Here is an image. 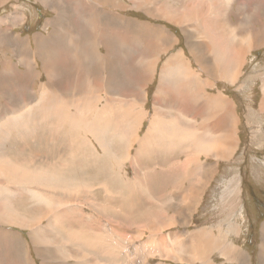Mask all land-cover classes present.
Instances as JSON below:
<instances>
[{"label": "rangeland", "instance_id": "1", "mask_svg": "<svg viewBox=\"0 0 264 264\" xmlns=\"http://www.w3.org/2000/svg\"><path fill=\"white\" fill-rule=\"evenodd\" d=\"M250 1L252 0H232L230 2L232 6H228L222 5L219 0H155V2L152 0H138V3L134 0H0V67L4 65L7 69H13L18 73L29 74V80L24 84L26 85L24 92L27 94L21 95L20 89L16 87L20 78L16 72L15 75L10 73L7 76L8 78L6 77L9 81L4 79L2 83L0 82V87H4V104L8 117H11V113L18 115L23 112L28 114L31 120L38 118L29 111L32 112V107L37 101L34 93L40 85L47 82L44 70L46 58L43 59L42 57L41 59L37 50L39 40L44 38L45 41H48L52 40L54 34H67L68 25H75L76 32L80 35L79 37L84 38V41L87 40L89 29L86 19L108 23L113 19L112 15H115L116 18L113 20H115L116 26L121 22V26L124 28H120L121 36H127L128 38L133 35L136 28L135 25L128 26V21L162 27L170 37L172 36V39L178 42L170 54L172 52L176 53L177 50H183V53L189 59L190 66L197 72L196 79H200L199 81L203 83L206 81L205 76H200V66L192 57L194 55L188 52V48H200L203 42L208 39L204 38L203 31L205 26L209 25L212 44L214 42L215 44L222 43L224 39L231 37L223 35L226 32L225 28L227 30L235 29L237 39L238 37H246L245 40H249L250 31L259 28L258 25L264 24V0H254L252 1L253 4ZM87 2H90L91 5H88ZM189 2L190 5H188ZM211 2H215V4L210 5ZM140 5L147 10L136 9ZM58 11L62 13V18L57 17ZM190 11L195 12L196 17L190 23L183 25L193 31L190 36L185 38L180 26L171 24L167 19L172 13L184 15ZM153 13L161 15L165 13V15L156 18L153 17ZM190 16H193V14ZM223 17L224 19H222ZM228 18L229 20H227ZM126 26L127 29H125ZM239 30L241 31L238 32ZM85 31H87V34ZM8 32L13 34L9 35ZM15 36L21 38L22 43H18ZM96 38L103 40L100 34H97ZM237 39H234L235 47L239 42ZM243 42L245 44V41ZM98 45V53L102 57L105 51H103L101 44ZM124 52L116 51L113 56V59H115L112 64L113 67L111 66L112 76L119 79L121 85L131 83L129 81L132 79L130 75L124 77L129 70L127 61L134 64L137 49L130 47L125 49ZM119 55L125 58H120ZM245 57L246 62L242 76L235 85H229L219 80L214 82V87L209 90L211 95L223 92L224 96L229 97L235 103L238 123L234 131L236 149L233 153L227 155L224 159L198 156L197 161L201 167L205 168L204 170L197 165L188 164L189 158L184 156H181L179 161V165L183 167L180 169L173 168L171 164L174 162V155L171 153V162L170 157L169 160H166L167 156H165L164 162L161 163H164L161 170H164L166 175L164 179V175L159 176V180L155 175L158 170L156 164L159 159L153 156L144 157L140 159V172L146 173L142 182L147 190L151 192V196L145 195L144 192H137L138 196L131 200L122 192V196L97 200L101 206L103 205L108 210L106 216H100L93 209V204L89 203L86 198L83 200L82 197L77 198L76 202L71 201L70 203L69 200L56 197L55 202L59 205L57 210L64 212H57L56 227L60 223L61 227L63 226L72 232L77 230L78 233L83 227L85 232L80 236L95 241L93 249L87 253H80V255L84 254L89 259L87 264H201V262L210 264H238L237 262L241 264H264V250L261 249L264 247V112L260 109L264 97V46L252 49ZM66 58V56H62L60 60L67 61ZM166 58L165 55L161 57L160 66L163 65ZM81 62L84 71L91 68L85 56H82ZM86 64L88 65L85 69ZM101 71L102 75L99 74L98 77L103 85V81H106V75L105 70L102 69ZM79 73H81V69H73V75L79 77L77 82H82L85 86L87 81L82 79L84 76L77 75ZM0 75H4L1 68ZM88 78L94 79L91 75ZM157 79H159V74L155 73L153 81L145 85L144 91L147 94L146 112L153 109V100L159 84ZM77 82H73V78H69V76L64 78L62 76V79L56 82V85L60 84L67 87ZM100 83L97 81L98 85ZM190 83L186 85V88L193 85L192 81ZM121 88L124 90V86H121ZM99 95L100 93H98L96 99L100 107L103 104V96L100 95L99 98ZM33 96L35 97L33 98ZM171 96L173 99L174 95ZM180 98L184 99L183 96H180ZM26 101H28V104L30 103V106L26 105ZM1 102H3V98L0 97ZM13 109L17 112H14ZM4 114V110H0V119ZM55 125L56 123L54 121L52 123L50 119L42 121L40 125L38 124L35 132L12 131L0 138V159L5 160L6 156L15 164L19 163L32 170L38 167H40L38 169L49 168L53 170L50 167H45L47 165L55 166L56 169L64 168L65 163L68 162L76 167L77 165L72 161L73 157L68 156L69 149H67L68 146L65 144V140L58 139ZM45 126H48V128H45ZM146 126L147 123H144L143 128H140V136L145 132ZM51 130H55V132L50 134ZM118 144L119 142H116L114 147L112 145L114 150H120ZM138 150V144H133V147H131L132 154ZM9 151L13 156L8 153ZM13 157L18 158L14 159ZM78 161L80 160L78 159ZM78 161H75L78 165L85 164L82 160L81 164ZM99 163L98 160L97 163L86 164L88 167H85L86 176L84 178L91 185L103 184L102 178H104V175L101 170H104V165L103 163L99 165ZM108 166L111 168L106 163L107 169L105 168V171H108L106 174L109 179L104 183L106 187L115 190L114 187H119L121 179L119 178L120 181L114 178L111 179L109 175H112V172L108 170L110 169ZM114 167L117 168L116 165ZM183 168H187L188 181L184 182V187L172 186L170 181L179 178L183 174ZM208 168L215 172L207 178L206 183L201 184L202 188H200L199 196L193 208L189 211L188 217L181 218L179 214L184 210L181 205L182 196L187 194L186 192L191 184L196 185L199 180H205L203 172ZM71 169L72 173L76 175L75 169ZM131 170L133 171V167L129 164L127 174L130 175L126 177H133ZM100 172L101 175H99ZM5 182V179L0 176L1 192H3ZM19 193H16L17 196H19ZM9 198L11 201L7 203L6 197L1 196L0 205H6L8 208L13 206L19 214L32 215L31 213H37L40 206L37 201L28 205V199L25 195L17 198L9 196ZM68 204L70 205L68 206ZM162 205L164 207L161 209ZM30 207L31 209H29ZM34 207L36 208L33 209ZM163 212L167 216H164L162 220H173L176 225H171L168 222L170 226L165 225L164 228H160V231L155 230L156 233H152L148 228H159L157 224L161 221L162 216L160 215ZM89 220L92 224H89ZM42 225L46 227L47 224L43 221ZM91 229L94 231H91ZM7 230L12 232L9 240L22 245L34 262L40 264L41 260H39L37 253L33 251V246L30 243V231L23 227L9 226L3 223H0V264L16 263V261L2 255L1 247L3 246L5 234L8 233ZM92 235L95 237L92 238ZM163 242H166L167 247L161 250L157 245ZM64 247L59 252H57L58 245L48 247L57 257L64 258L67 255L66 260L50 262H55L54 264H76L78 261L73 258L76 252H70L69 249L63 250ZM222 250L226 251L227 257L222 255ZM22 258L20 263L23 261ZM96 258L101 259L102 262H97ZM233 260L237 262H232ZM29 263L30 259L28 258L26 263L23 264Z\"/></svg>", "mask_w": 264, "mask_h": 264}, {"label": "bare ground", "instance_id": "2", "mask_svg": "<svg viewBox=\"0 0 264 264\" xmlns=\"http://www.w3.org/2000/svg\"><path fill=\"white\" fill-rule=\"evenodd\" d=\"M134 1L138 3V0ZM152 1L155 2V0ZM219 1L222 5L232 6L230 4L232 0ZM252 1L250 2L252 3ZM87 4L91 5L90 2H87ZM214 4L215 2L210 3V5ZM188 5H190V2ZM136 9L147 10L141 5L137 6ZM191 14L193 16H190ZM152 15L160 18L161 14L153 13ZM163 15L165 13H162L161 16L163 17ZM57 17L62 18L60 11H58ZM195 17L196 15L193 11L184 15L172 13L167 21L173 25H179L184 37L187 38L193 31L183 25L190 23ZM112 18L115 19L116 16L112 15ZM113 19L108 23L86 19V24L89 25L88 34L85 31L87 34L86 41H84V38L79 37L80 35L76 32V27L73 24L67 26V34H54L52 40L48 41H45L44 38L39 40L37 50L41 59L42 57L43 59L46 58L44 70L47 82L40 85L34 93L37 101L32 107V112L29 111L38 118L31 120L28 114L23 112L18 115L11 113V117H8L4 104V87H0V97L3 98V102L0 103V110L3 109L5 113L0 119V138L12 131L35 132L38 124L40 125L42 121L51 119L52 123L53 121L56 123L58 139L65 140V144L68 146L67 149H69L68 156H72V161L77 165L73 167L72 163L68 162L65 163L64 168L56 169L55 166L47 165L45 167H50L53 170L49 168L38 169L40 167L32 170L19 163L15 164L14 161L7 159L6 156L5 160L0 159V176L6 181L3 186V192L0 191V197L5 196L8 203L11 201L9 196L17 198L25 195L28 199V205L34 204L36 201L40 205L39 208L37 206V213H31L32 215L27 216L26 214H19L13 206L8 208V206L1 204L0 223L23 227L30 231V243L33 246V251L37 253L39 260H41L40 264H54L55 262L52 263L50 261L66 260L67 255L64 258L57 257L52 253V250L48 249L49 246L57 245V252L65 246L66 248L64 247L63 250L69 249L70 252H76L75 257H73L78 261L76 264H87L89 259L84 254L80 255V253H87L95 245L93 239L80 236L85 232L83 227L82 229L80 227L81 231L78 230L79 233L76 229V232H72L63 226L61 227L60 223L56 227L57 212H63L57 210L59 205L55 202L56 197L69 200L70 203L71 201L76 202L77 198L80 199L82 197V200L86 198L89 203L93 204V209L99 215L106 216L108 215L106 213L108 210L103 205L101 206L97 200L122 196V192L131 200L138 196L137 192H144L145 195L151 196V192L147 190L142 182L146 173L140 172V159L149 158L150 156L159 159L156 164L158 170L155 172L159 180V176L164 175V179L166 175L164 170H161L164 163H161L164 162L165 156H167L166 160H169L171 153L174 155V162L171 164L173 168L180 169L183 167L179 165V161L180 157L184 156L189 158L188 164L197 165L204 170L205 168L201 167L197 161L198 156L203 155L205 157L211 156L216 159H224L236 149L234 131L238 123V116L235 113V103L229 97L224 96L223 92L211 95L209 90L214 87L213 83L219 80L229 85L237 83L242 76L246 62L245 56L252 49L264 46V24H260L258 25L259 28L251 30V36L248 35L250 38L247 41L245 40L246 37H238L237 39V31L235 29L227 30L225 28L226 32L223 35L231 37L223 41L221 39L222 43L216 44L215 42L212 44V39L210 38V25L205 26L203 36L205 39L208 38L204 41L205 43L203 42L199 49L188 48V52L194 55L192 57L200 66V76H205L206 81L202 83L199 81L200 79H196L197 72L190 66L189 59L185 56L183 50H177L176 53L172 52L170 54L178 42L172 39V36L170 37L164 28L155 27L152 24H137L127 20L129 22V24L127 23L128 26L135 25L136 27L133 35L128 38L127 36H121L120 28H123L121 22L116 26ZM125 29H127V26ZM97 34H100L103 40L96 38ZM235 38L239 41L236 47L234 46ZM15 39L18 40V43H22L21 38L18 36H15ZM243 41H245V44ZM98 44H101L103 51H105L102 57L98 53ZM130 47L137 49V56L134 64L127 61L129 70L124 78L130 75L132 79L129 80L131 83L121 85V81L111 74V66L115 61L113 56L116 51L124 52L125 49ZM233 47L235 48L233 49ZM164 55L167 58L164 60L163 65L160 66L161 57H164ZM62 56H66L67 61L60 60ZM82 56H85L86 61L91 65V68H88L87 71H84L81 62ZM119 57L125 58L121 55ZM87 65L84 66L85 69ZM0 68L1 72L4 73V75H0L1 83L8 78L7 76L10 73L15 75L16 71L13 69H7L4 65H1ZM77 68L81 69V73L77 75L84 76L82 79L87 81L85 86L84 83L77 82L78 76L73 75V69ZM102 69L105 70L106 75V81H103V85L98 77L99 74L102 75ZM155 73L159 74V79H157L159 81L158 91L153 100V109L146 112L145 102L147 94L144 89L146 84L148 85V83L153 81ZM16 74L20 76L16 87L20 89L19 91L23 95L26 86L24 84L28 82L29 74L18 72ZM90 75L94 79L88 78ZM62 76L63 78L69 76V78H73V82L77 83L70 84L67 87L60 84L56 85V82L61 80ZM96 80L99 81V85ZM7 81L9 80L7 79ZM191 81L193 85L186 88V85L191 84ZM121 86H124V90H122ZM98 93L103 96V104L100 107L96 99ZM172 94L174 95L173 99ZM180 96H183L184 99H181ZM27 102L26 105L28 104ZM28 105L30 106V103ZM260 109L264 112V97L261 101ZM37 119H39L38 122ZM144 123H147V126L143 135L140 136L139 131L141 127L143 128ZM45 128H48V126H45ZM47 132L49 131L47 130ZM53 132L55 130H51L50 134ZM1 141L3 142V140ZM116 142H119V151L113 149ZM133 144H138L139 149L134 154L131 152ZM5 149L7 148L5 147ZM157 150L158 152H156ZM149 153L151 154L147 155ZM10 154L12 155V153ZM13 158L17 159L18 157ZM76 160L79 163L82 160L85 164L78 165L75 162ZM98 160L104 165V170H101L104 175V178H102L103 184L91 185L84 178L86 176V171L84 170L86 169L85 167H88L86 164L97 163ZM171 160L170 157V162ZM128 162L133 167V171L131 170L133 177L131 178L126 177L130 175L127 174ZM106 163L112 168L108 166L110 168L108 170L112 172V175L108 174L109 177L118 181L121 179L119 187H114L116 191L106 187L104 183L109 179L106 174L108 171H105ZM71 168L75 169L76 175L72 173ZM211 168L203 172L204 181L199 180L196 185L191 184L186 192L187 194L182 196L181 205L184 210L179 214L181 218L188 217L189 211L193 208L199 196L200 188H202L201 184L203 182L206 183L207 178L215 172ZM182 171L183 174L179 178L175 181L174 179L170 181L172 186L184 187V182L188 181L187 168H183ZM99 175H101V172ZM17 192H20L19 196H17ZM163 207L162 205L161 209ZM160 216H162L161 221L157 224L159 228H148L152 233H156L155 230L160 231V228H164L165 225L170 226L168 222L171 225H176L173 220H162L164 216H167L165 212ZM43 221L46 222V227H43ZM11 233V231H8L5 234L3 246L1 247L2 255L16 261L15 264L26 263L28 258L30 259L29 264H36L22 245L9 240ZM91 237L94 238L95 236L92 235ZM262 238L263 236L261 241ZM261 249L264 250V247ZM222 255L227 257L226 251L222 250ZM21 257H23V261L20 263ZM195 259L197 260L198 258ZM96 260L97 262H102L99 258H96ZM232 262L237 261L233 260ZM201 264L210 263L201 262Z\"/></svg>", "mask_w": 264, "mask_h": 264}, {"label": "crops", "instance_id": "3", "mask_svg": "<svg viewBox=\"0 0 264 264\" xmlns=\"http://www.w3.org/2000/svg\"><path fill=\"white\" fill-rule=\"evenodd\" d=\"M3 1H4V0H3ZM17 1H20V0H17ZM49 2H50V1H49ZM0 4H1V3H0ZM16 5H18V4H16ZM10 34H13V33L10 32ZM100 216H104V215H100ZM89 224H92V223L90 222V220H89ZM91 231H94V230L91 229ZM157 247L160 248L161 250H164V248L167 247V244H166V242H163V243L157 245Z\"/></svg>", "mask_w": 264, "mask_h": 264}]
</instances>
